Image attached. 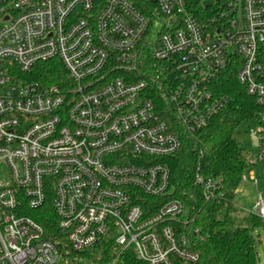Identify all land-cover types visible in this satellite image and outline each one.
I'll use <instances>...</instances> for the list:
<instances>
[{
    "label": "built area",
    "instance_id": "2783aa9c",
    "mask_svg": "<svg viewBox=\"0 0 264 264\" xmlns=\"http://www.w3.org/2000/svg\"><path fill=\"white\" fill-rule=\"evenodd\" d=\"M207 6L200 23L188 0H0V264H56L25 215L50 194L73 252L109 236L145 264L198 261L174 225L184 204L149 211L141 199L168 191L158 160L178 152L179 131L224 108L212 85L231 65L259 108L248 165L264 166V0ZM53 59L62 88L19 79ZM194 182L207 201L221 187L199 167ZM254 215L264 220L260 194Z\"/></svg>",
    "mask_w": 264,
    "mask_h": 264
},
{
    "label": "trees",
    "instance_id": "16d2710c",
    "mask_svg": "<svg viewBox=\"0 0 264 264\" xmlns=\"http://www.w3.org/2000/svg\"><path fill=\"white\" fill-rule=\"evenodd\" d=\"M197 21L205 23L208 6L200 0H188ZM231 65L221 72L212 85L217 95L226 97V105L195 133L179 131L180 148L172 157L158 161L170 171L168 191L159 198L142 197L147 210L153 211L163 203L178 199L185 213L175 221L178 233L186 238L188 249L198 252L196 263L178 264H258L254 230L264 228V220L249 216L248 227H235L230 216L236 192L249 167L250 151L234 138L238 126L250 121L259 108L235 77ZM25 82H39L62 88L67 84V73L57 59L40 62L28 74H18ZM199 167L204 177L221 179V187L211 200H205L194 182ZM36 220L44 230V238L57 248L56 264H145L138 261L131 248L122 249L109 236L101 238L91 248L73 252L57 232V217L51 207V194L45 204L25 214ZM196 230V233H194Z\"/></svg>",
    "mask_w": 264,
    "mask_h": 264
},
{
    "label": "rangeland",
    "instance_id": "374dc122",
    "mask_svg": "<svg viewBox=\"0 0 264 264\" xmlns=\"http://www.w3.org/2000/svg\"><path fill=\"white\" fill-rule=\"evenodd\" d=\"M219 1L204 0V4L213 5ZM251 126L250 121H244L234 133L237 143L247 150L253 149L257 145V137L248 132ZM251 174L254 175L256 184L251 181ZM244 176L245 179H242L240 187L236 192L233 210L230 214L235 227H248L250 225L248 219L251 214L255 213V205L259 199V194L264 200V166H249L245 170ZM253 234L257 244L258 264H264V228H256Z\"/></svg>",
    "mask_w": 264,
    "mask_h": 264
}]
</instances>
